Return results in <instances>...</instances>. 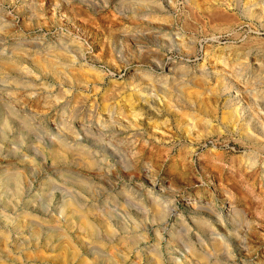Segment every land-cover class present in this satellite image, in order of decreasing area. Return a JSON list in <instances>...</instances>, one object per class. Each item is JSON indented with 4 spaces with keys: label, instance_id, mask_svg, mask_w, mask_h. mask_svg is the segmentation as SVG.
<instances>
[{
    "label": "rangeland",
    "instance_id": "1",
    "mask_svg": "<svg viewBox=\"0 0 264 264\" xmlns=\"http://www.w3.org/2000/svg\"><path fill=\"white\" fill-rule=\"evenodd\" d=\"M260 1L0 0V264H264Z\"/></svg>",
    "mask_w": 264,
    "mask_h": 264
},
{
    "label": "bare ground",
    "instance_id": "2",
    "mask_svg": "<svg viewBox=\"0 0 264 264\" xmlns=\"http://www.w3.org/2000/svg\"><path fill=\"white\" fill-rule=\"evenodd\" d=\"M263 3H264V0H261ZM260 1V2H261ZM237 2V1H236ZM255 2V1H254ZM259 3V2H258ZM257 2H256V6H257V4H258ZM263 3H261V5H263ZM132 4V3H131ZM237 4V3H236ZM260 4V3H259ZM259 6V5H258ZM264 6V5H263ZM208 9V8H207ZM248 9V8H247ZM256 9V8H255ZM254 9V10H255ZM261 10H263L262 9V7H261ZM257 11V10H256ZM244 12V11H243ZM249 13V12H248ZM264 13V12H263ZM254 15V14H253ZM252 15V16H253ZM251 16V15H250ZM255 16V15H254ZM261 21V20H260ZM62 46V45H61ZM259 47V46H258ZM19 48V47H18ZM67 49V48H66ZM260 49V48H259ZM260 50H262V49H260ZM18 51V50H17ZM61 51V50H60ZM63 51V50H62ZM49 52V51H48ZM263 52H264V50H263ZM18 53V52H17ZM53 53V52H52ZM48 54V53H47ZM54 54V53H53ZM245 54V53H244ZM19 54H17L16 56H18ZM57 55V54H56ZM247 55V54H246ZM20 56V55H19ZM24 56V55H23ZM58 56V55H57ZM59 56H61L62 57V55H59ZM223 56V55H222ZM25 58V57H24ZM51 59V61H49L50 59ZM66 58V57H65ZM23 59V58H22ZM47 59V58H46ZM48 59L49 60H47V62H49L48 64H47V69L49 70V73L51 74V75H53V76H56L57 74H59V73H57V71H60L61 72V70H59L57 67H56V65L55 64H57L58 62V60H59V58H57V57H55L54 55L53 56H49V54H48ZM67 59V58H66ZM55 60V61H54ZM65 60V59H64ZM69 60V59H68ZM68 60L66 61L65 60V63H69L68 62ZM220 60V59H219ZM54 61V62H53ZM223 61V60H222ZM45 62V61H44ZM57 62V63H56ZM227 62V61H226ZM239 62V61H238ZM43 63V62H42ZM46 63V62H45ZM62 64L61 66H62V71L63 70H68L67 69V64ZM72 63V62H71ZM74 63V62H73ZM39 64V63H38ZM37 64V66H39ZM240 64V63H239ZM60 65V64H59ZM64 66V67H63ZM69 66V65H68ZM72 66V65H71ZM43 68V67H42ZM72 68V67H71ZM73 69V68H72ZM16 70V69H15ZM69 70H71L70 69V67H69ZM11 71V70H10ZM13 71V70H12ZM72 71V70H71ZM3 72V71H2ZM64 72V71H63ZM67 72V71H66ZM48 73V74H49ZM69 73V72H68ZM71 73V72H70ZM15 74V73H14ZM17 74H18V72H17ZM61 74H63V73H61ZM50 75V76H51ZM60 75V74H59ZM58 75V77H61V76H59ZM63 75H65V74H63ZM183 75V74H182ZM184 75H185V73H184ZM66 76V75H65ZM64 76V77H65ZM72 77V76H71ZM204 77V76H203ZM73 78V77H72ZM74 78H77V77H74ZM142 78V77H141ZM143 78H144V76H143ZM197 78H199V77H197ZM206 78V77H205ZM204 78V79H205ZM62 79V78H61ZM66 79V78H65ZM69 79H71V78H69ZM78 79V78H77ZM203 79V80H204ZM63 80V79H62ZM68 80V79H67ZM74 80V79H73ZM206 80V79H205ZM204 80V81H205ZM255 80V79H254ZM157 81V80H156ZM182 81V80H181ZM63 82H64V80H63ZM153 82V81H152ZM206 82V81H205ZM229 82V81H228ZM82 83V82H81ZM146 83V82H145ZM148 83V82H147ZM259 83V82H258ZM264 83V82H263ZM70 84V83H69ZM68 84V85H69ZM163 85H164V83H162ZM262 84V83H261ZM71 85V84H70ZM147 85V84H146ZM204 85V84H203ZM77 86V85H76ZM150 86V85H149ZM153 86V85H152ZM152 86H150V87H152ZM181 86V85H180ZM245 86V85H244ZM254 86V85H253ZM144 88L143 89V91H149V90H151V88ZM154 87V86H153ZM159 87V86H158ZM164 87V86H163ZM202 87V86H201ZM217 87V86H216ZM223 92H229L230 94H233L234 95V97H233V95H231L232 97H231V99L230 100H232V101H234L235 99H237L238 98V88H233L232 86H231V83H229V84H226V85H224L223 84ZM160 88V87H159ZM177 88H178V86H177ZM215 88V87H214ZM214 88H213V90H214ZM153 89H155V88H153ZM240 89V88H239ZM245 89V88H244ZM243 89V90H244ZM182 90H184V89H182ZM207 90H209V89H207ZM212 90V89H211ZM142 91V92H143ZM153 91V90H152ZM161 91V90H160ZM198 91V90H197ZM196 91V92H197ZM245 91H247V90H245ZM257 91V90H256ZM255 91V92H256ZM263 91H264V89H263ZM262 91V92H263ZM150 92V91H149ZM176 92V91H175ZM210 92V91H209ZM244 92V91H243ZM248 92V91H247ZM164 93H165V91H164ZM212 93V92H211ZM260 93V92H259ZM152 94V93H151ZM197 94V93H196ZM215 94V93H214ZM263 94V93H262ZM168 95V94H167ZM178 95V94H177ZM184 95H186V94H184ZM198 95V94H197ZM256 95V94H255ZM254 95V97L255 98H257L256 96ZM259 95V94H258ZM194 96V95H193ZM165 97V96H164ZM170 97V96H169ZM189 97V96H188ZM202 97V96H201ZM219 97V96H218ZM222 97V96H221ZM168 98V97H167ZM178 98V97H177ZM183 98H185V97H183ZM191 98V97H190ZM199 98V97H198ZM252 98V97H251ZM262 98V97H261ZM188 99V98H187ZM242 99V98H241ZM190 100V99H189ZM257 100V99H256ZM173 101V100H172ZM191 101V100H190ZM241 101V100H240ZM55 102V101H54ZM54 102L52 103V105L54 104ZM192 102V101H191ZM187 103V102H186ZM202 103V102H201ZM256 103V102H255ZM51 104V102L49 103V105ZM58 104V103H57ZM165 104H167V101L165 102ZM173 104V103H172ZM192 103H190V105H191ZM227 104V103H226ZM239 104V103H238ZM48 105V104H47ZM46 105V106H47ZM168 105V104H167ZM51 106V105H50ZM49 106V107H50ZM169 106V105H168ZM168 106H166V107H168ZM174 106V105H173ZM200 106V105H199ZM204 106V105H203ZM8 107V106H7ZM170 107H171V105H170ZM238 107V106H237ZM243 107V106H242ZM136 108V107H135ZM229 108V107H228ZM236 109V108H235ZM13 110V109H12ZM112 110V109H111ZM170 110V109H169ZM241 110V109H240ZM9 111V110H8ZM15 111V110H14ZM236 111V110H235ZM208 113V112H207ZM236 113V112H235ZM64 114V113H63ZM238 114V113H237ZM236 114V115H237ZM10 116V115H9ZM11 117V119L13 118L12 116H10ZM237 118V117H236ZM15 120H16V118H14ZM124 119V118H123ZM24 121H26V120H23V122ZM20 123V122H19ZM99 123V122H98ZM131 124V123H130ZM194 124V123H193ZM2 125L4 126L3 128H7V127H9L8 126V123L7 122H4V123H2ZM97 125H99V124H97ZM107 125V124H106ZM110 125V124H109ZM24 126V125H23ZM100 126V128H101V131H104L105 129H106V127H102V125L100 124L99 125ZM111 126H112V124H111ZM21 127H22V125H21ZM68 128H69V126H68ZM112 128H113V126H112ZM121 128V127H120ZM71 129V128H70ZM27 130V129H26ZM72 130V129H71ZM90 132V131H89ZM86 134H87V132H86ZM92 138V137H91ZM97 138V137H96ZM102 139V138H101ZM103 140V139H102ZM109 144V143H108ZM80 146L81 145H79V144H77L76 145V149H75V151L73 152H71V153H77V155L82 159V157L84 158V156L86 157L87 156V153L85 154V151L84 150H82L83 148H80ZM69 150V152L72 150H70L69 148H67L66 147V145L64 144V143H61V142H59L57 145H56V147L55 146H53V147H51V148H49L48 150H47V154H48V156H49V158H51L52 159V161L53 162H56L57 160H58V155L60 156V153L59 152H61V150ZM59 153V154H58ZM64 154H66V153H64ZM75 156L74 158H77L78 156ZM89 155V154H88ZM61 156H62V154H61ZM69 156V155H68ZM64 157V156H63ZM70 158H73V156L71 157V156H69ZM79 157L77 158V159H79ZM88 157V156H87ZM66 158V157H65ZM65 158H63V159H65ZM71 160V159H70ZM61 161V160H60ZM67 161V160H66ZM78 161V160H77ZM64 162V161H63ZM82 162V161H81ZM93 162V161H92ZM78 163V162H77ZM94 163V162H93ZM87 164H89V163H87ZM91 164V163H90ZM84 165V164H83ZM93 165V164H92ZM89 167V166H88ZM90 168V167H89ZM93 169V168H92ZM17 175H15V177L14 176H6V175H4V177L3 178H1V182L4 184V185H8V184H12L13 185V189L15 188V190L17 191L18 189H19V186H18V183H19V178H17L16 177ZM78 182V181H77ZM80 182V181H79ZM20 183H22L21 181H20ZM83 183V182H82ZM81 183V184H82ZM80 184V183H79ZM80 186H82V185H80ZM84 187V186H83ZM86 188V187H85ZM22 189V188H21ZM83 189V188H82ZM87 189V188H86ZM9 190V189H8ZM20 190V189H19ZM15 191V192H16ZM88 191V190H87ZM14 192V191H13ZM19 194V193H18ZM91 197H93V196H91ZM157 205V204H156ZM161 205V204H160ZM68 206H69V204H68ZM70 206H71V203H70ZM69 208V207H68ZM70 209V208H69ZM71 210V209H70ZM161 210V209H160ZM77 212V211H76ZM168 212V211H167ZM78 213V212H77ZM163 213V212H162ZM74 214V213H73ZM164 214H166V213H164ZM94 215V214H93ZM101 215V214H100ZM86 216V215H85ZM78 217H80V216H78ZM82 217H83V215H82ZM85 218V217H84ZM7 220V219H6ZM82 220V219H81ZM80 220V221H81ZM8 222V221H7ZM84 222V221H83ZM85 224H87L86 222H85ZM90 225H92V224H90ZM86 226V228H87V226H89V225H85ZM81 228V227H80ZM89 228V230L88 231H90L91 229H90V226L88 227ZM81 230V229H80ZM87 231V232H88ZM94 231V230H93ZM92 231V232H93ZM85 233V232H84ZM98 233V232H97ZM111 234V233H110ZM36 235V234H35ZM91 235H94V232L91 234ZM97 235V234H96ZM95 236V235H94ZM95 238V237H94ZM61 242V241H60ZM4 248V247H3ZM220 248V247H219ZM3 251V250H2ZM216 251H218V250H216ZM194 255V254H193ZM207 257H208V255H207ZM202 259H204V257H202ZM205 260V259H204ZM92 262H94V261H92ZM96 262V261H95ZM88 264V263H87Z\"/></svg>",
    "mask_w": 264,
    "mask_h": 264
}]
</instances>
